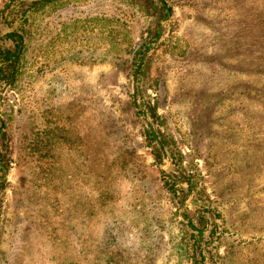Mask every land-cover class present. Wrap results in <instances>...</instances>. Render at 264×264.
I'll use <instances>...</instances> for the list:
<instances>
[{
	"label": "rangeland",
	"instance_id": "1",
	"mask_svg": "<svg viewBox=\"0 0 264 264\" xmlns=\"http://www.w3.org/2000/svg\"><path fill=\"white\" fill-rule=\"evenodd\" d=\"M13 1L0 264H264V0Z\"/></svg>",
	"mask_w": 264,
	"mask_h": 264
},
{
	"label": "trees",
	"instance_id": "2",
	"mask_svg": "<svg viewBox=\"0 0 264 264\" xmlns=\"http://www.w3.org/2000/svg\"><path fill=\"white\" fill-rule=\"evenodd\" d=\"M13 1V0H12ZM20 0L13 1L17 2ZM52 0H32L30 5L26 10H23L22 15L18 18V21H23L25 24L28 21L29 12H35L43 9L45 6L50 4ZM11 2H8L5 4L4 9L1 11V13H4V11L9 7ZM164 8V5H163ZM166 9V8H164ZM11 13V10L8 11ZM8 13V14H9ZM10 20V21H9ZM14 19H9L7 14L2 15V19H0V106L3 104V91L9 87L12 86L18 76L20 67H21V57L23 53V49L25 48V34L22 31H19L17 29H14L12 31L4 32L2 29L3 25L13 26ZM151 44L146 45L143 52H146L150 49ZM149 115L152 117L154 115L153 108H150L147 110ZM143 111L137 110V113L139 115H143ZM3 120L0 117V133L3 138H5L6 134L3 130ZM149 136L151 138V141H155L156 137L154 132L150 131L148 129ZM4 145L0 146V184H2L5 175L7 173L8 167H9V161H8V154H7V143H3ZM156 157H159L162 159V151L159 148V146L156 147ZM167 177V176H165ZM166 182L170 183L172 186H177V181L173 180L172 178L167 177ZM0 187H3V185H0Z\"/></svg>",
	"mask_w": 264,
	"mask_h": 264
},
{
	"label": "water",
	"instance_id": "3",
	"mask_svg": "<svg viewBox=\"0 0 264 264\" xmlns=\"http://www.w3.org/2000/svg\"><path fill=\"white\" fill-rule=\"evenodd\" d=\"M146 115V114H145Z\"/></svg>",
	"mask_w": 264,
	"mask_h": 264
}]
</instances>
